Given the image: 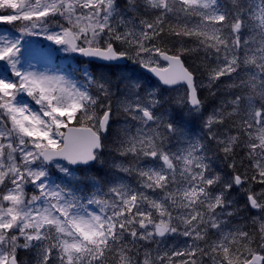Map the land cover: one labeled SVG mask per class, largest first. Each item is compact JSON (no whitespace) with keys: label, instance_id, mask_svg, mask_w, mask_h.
<instances>
[{"label":"snow or ice","instance_id":"1","mask_svg":"<svg viewBox=\"0 0 264 264\" xmlns=\"http://www.w3.org/2000/svg\"><path fill=\"white\" fill-rule=\"evenodd\" d=\"M0 25V264H264V0H0ZM35 36L82 67L25 66Z\"/></svg>","mask_w":264,"mask_h":264},{"label":"rangeland","instance_id":"2","mask_svg":"<svg viewBox=\"0 0 264 264\" xmlns=\"http://www.w3.org/2000/svg\"><path fill=\"white\" fill-rule=\"evenodd\" d=\"M10 25H5L0 28V31L4 30L6 31V27H9ZM16 35H19L18 33H15ZM25 47H24V56L22 58V62L27 66L28 63H31L35 65L37 68L44 70L48 68L46 66V59L47 56H52L53 54L59 55L60 63L66 64L70 59V55H67L60 51L57 46L51 44V42L44 40L42 37L35 36V37H24ZM38 45H41L40 48H38ZM74 68H76L74 66ZM133 67L132 69H134ZM130 70L126 72L128 75H135L134 73L137 72V69L133 72V70ZM71 70V69H68ZM138 76V75H136ZM204 79V78H202ZM201 80V79H200ZM204 91V96L207 97V89H202ZM182 91V88L177 89L175 91V95L179 94V92ZM211 110H209L210 112ZM182 239V238H180Z\"/></svg>","mask_w":264,"mask_h":264},{"label":"trees","instance_id":"3","mask_svg":"<svg viewBox=\"0 0 264 264\" xmlns=\"http://www.w3.org/2000/svg\"><path fill=\"white\" fill-rule=\"evenodd\" d=\"M2 26L4 27L5 25H0V28ZM207 63H208V61L203 60L202 54L200 56H197V57H187L186 58V66L189 67L191 70H193L196 73L197 77L198 76H204L203 75V71H204L203 66ZM76 64H77V61H76ZM78 66L82 67L80 65H78ZM138 76L143 77L142 75H138ZM145 78H146L145 82L147 85L155 86L159 92H163L165 97L172 95V92L161 89L154 81H152L151 79H149L147 77H145ZM217 95L219 96L220 93H217ZM172 96H174V95H172ZM209 102L212 103V106H214L215 105V98H213L211 96ZM217 164H219L218 161H217ZM237 199H239V197H237ZM241 208H242V205H241Z\"/></svg>","mask_w":264,"mask_h":264},{"label":"water","instance_id":"4","mask_svg":"<svg viewBox=\"0 0 264 264\" xmlns=\"http://www.w3.org/2000/svg\"><path fill=\"white\" fill-rule=\"evenodd\" d=\"M151 75V74H150ZM153 77V76H152ZM155 78V77H154ZM156 79V78H155ZM157 80V79H156ZM177 86H180V85H177ZM177 86H175V87H177ZM164 87H166V86H164Z\"/></svg>","mask_w":264,"mask_h":264}]
</instances>
